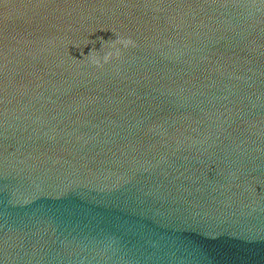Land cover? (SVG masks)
Here are the masks:
<instances>
[{
  "label": "water",
  "instance_id": "95a60500",
  "mask_svg": "<svg viewBox=\"0 0 264 264\" xmlns=\"http://www.w3.org/2000/svg\"><path fill=\"white\" fill-rule=\"evenodd\" d=\"M0 264H264V0H0Z\"/></svg>",
  "mask_w": 264,
  "mask_h": 264
}]
</instances>
